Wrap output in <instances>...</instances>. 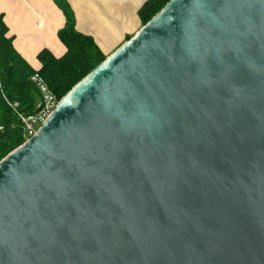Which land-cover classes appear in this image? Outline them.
Instances as JSON below:
<instances>
[{"label":"water","instance_id":"95a60500","mask_svg":"<svg viewBox=\"0 0 264 264\" xmlns=\"http://www.w3.org/2000/svg\"><path fill=\"white\" fill-rule=\"evenodd\" d=\"M0 264H264V0H169L0 160Z\"/></svg>","mask_w":264,"mask_h":264},{"label":"trees","instance_id":"16d2710c","mask_svg":"<svg viewBox=\"0 0 264 264\" xmlns=\"http://www.w3.org/2000/svg\"><path fill=\"white\" fill-rule=\"evenodd\" d=\"M168 1L146 0L138 10L141 26ZM61 9L66 22L58 31V38L66 51L56 57L48 49L40 50L38 69L13 48L0 14V160L25 140V125L20 116L27 117L39 110L42 93L32 79L35 74L59 100L106 57L90 36L75 29L74 13L66 2Z\"/></svg>","mask_w":264,"mask_h":264},{"label":"crops","instance_id":"0c3cea01","mask_svg":"<svg viewBox=\"0 0 264 264\" xmlns=\"http://www.w3.org/2000/svg\"><path fill=\"white\" fill-rule=\"evenodd\" d=\"M146 0H65L74 13L75 29L90 36L106 56L140 27V6ZM0 14L13 48L34 69L37 54L48 49L56 57L66 47L58 38L66 18L53 0H0Z\"/></svg>","mask_w":264,"mask_h":264},{"label":"built area","instance_id":"2783aa9c","mask_svg":"<svg viewBox=\"0 0 264 264\" xmlns=\"http://www.w3.org/2000/svg\"><path fill=\"white\" fill-rule=\"evenodd\" d=\"M32 79L36 81L42 93V102L39 104V110L30 116L24 117L20 116L21 120L25 125V135L30 137L36 133L37 128L46 119V117L51 113L53 108L59 101L54 94H52L47 85L42 81L41 78L35 74Z\"/></svg>","mask_w":264,"mask_h":264},{"label":"rangeland","instance_id":"374dc122","mask_svg":"<svg viewBox=\"0 0 264 264\" xmlns=\"http://www.w3.org/2000/svg\"><path fill=\"white\" fill-rule=\"evenodd\" d=\"M53 2L55 3L57 7L61 9V5L65 2V0H53Z\"/></svg>","mask_w":264,"mask_h":264}]
</instances>
